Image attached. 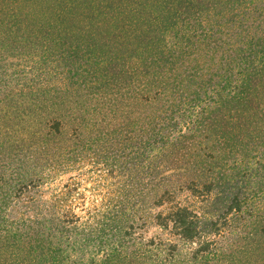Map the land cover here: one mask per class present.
Masks as SVG:
<instances>
[{
  "label": "trees",
  "instance_id": "obj_1",
  "mask_svg": "<svg viewBox=\"0 0 264 264\" xmlns=\"http://www.w3.org/2000/svg\"><path fill=\"white\" fill-rule=\"evenodd\" d=\"M37 1L0 10L3 231L34 232L39 264H83V249L104 242L127 208L119 198L85 208L70 174L82 163L115 179L103 200L122 188L141 200L146 190L153 221L184 240L208 223L180 193L211 201L218 215L240 210L264 171V7L83 0L81 40L68 41L71 13L20 16V4ZM26 198L33 218L9 223L6 208Z\"/></svg>",
  "mask_w": 264,
  "mask_h": 264
},
{
  "label": "rangeland",
  "instance_id": "obj_2",
  "mask_svg": "<svg viewBox=\"0 0 264 264\" xmlns=\"http://www.w3.org/2000/svg\"><path fill=\"white\" fill-rule=\"evenodd\" d=\"M66 1L38 0L36 7L30 5L31 2L20 4L19 8L22 11L20 16L27 17L31 12H34L36 16L39 14L37 16L39 18L47 17L50 19L52 17L55 19L56 12L63 10L71 13L67 14L66 25L72 31V34L67 37L72 38L66 40L80 39L76 34L83 25V0H71L74 2L73 4H66ZM229 1V5L237 4L235 0ZM10 2L11 0L0 1V10L10 9ZM247 3L248 6L258 4L259 12H263L261 8L264 7V0L254 2L247 0ZM35 18L32 19V27H34ZM262 18H264V13ZM52 83L60 85L59 81L56 80H53ZM82 102L83 99L80 98V103ZM70 107H74V105L71 103ZM67 128L70 127L67 126ZM81 130L83 132V126ZM68 132L72 137L71 132L69 130ZM256 160L258 159H255V162ZM259 166L260 163L257 161L255 170ZM76 167L72 169L70 174L74 175L72 181L78 183V192H82L80 197L83 199L85 208L94 205L102 211V204L100 203H109L111 206V200L117 198L120 199L119 203H125V208H127L125 212L117 215L118 219L111 224L109 235L104 242L103 239L99 242L93 241L94 248L83 249V264H105L104 259L115 260L112 264H120L124 261H133L137 264L264 263V235L260 231L264 220V171L255 180L252 179L246 184L248 189L244 191L248 197L242 201L241 209L225 216L218 215V209L215 204L213 207L211 201L194 198L186 192L180 193L178 201L200 213L208 223L203 228L201 236L194 241H188L174 234L170 227L160 226L153 221L152 216H150L153 211L148 209L145 199L146 190L143 192L141 200L136 197L132 201L128 196L129 189L126 188L109 194L103 200L107 194L105 188L112 190L115 187V179L108 177L103 172L92 170L88 172L89 167H83V163ZM71 179L68 178V175H64L61 177V182ZM137 190L138 186L134 190L135 196ZM28 200L16 201V207L8 206L6 208L4 214L5 218L10 220L9 223L14 220L17 221L19 218H33L32 205L25 203ZM159 209H166V206ZM18 233L4 232L1 227L0 264H39L37 259L39 250L34 248L36 234L30 230L26 234L25 230H19ZM85 250L86 254L84 255Z\"/></svg>",
  "mask_w": 264,
  "mask_h": 264
}]
</instances>
